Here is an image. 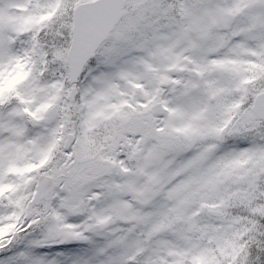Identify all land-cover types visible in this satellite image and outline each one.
Wrapping results in <instances>:
<instances>
[{
	"label": "snow or ice",
	"instance_id": "snow-or-ice-1",
	"mask_svg": "<svg viewBox=\"0 0 264 264\" xmlns=\"http://www.w3.org/2000/svg\"><path fill=\"white\" fill-rule=\"evenodd\" d=\"M0 264H264V0H0Z\"/></svg>",
	"mask_w": 264,
	"mask_h": 264
}]
</instances>
